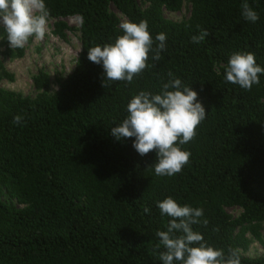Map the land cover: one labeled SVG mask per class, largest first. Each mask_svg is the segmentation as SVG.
Returning <instances> with one entry per match:
<instances>
[{
  "label": "trees",
  "instance_id": "obj_1",
  "mask_svg": "<svg viewBox=\"0 0 264 264\" xmlns=\"http://www.w3.org/2000/svg\"><path fill=\"white\" fill-rule=\"evenodd\" d=\"M43 0L55 33L64 38L62 19L78 17L80 52L73 71L54 93L35 98L0 90V264H160L156 201L174 198L204 210L193 225L215 248L238 250L241 264H264V256L244 257L246 232L261 240L264 221V75L244 90L226 83L224 69L237 51L255 54L264 66V0H248L259 14L255 23L241 16L242 0ZM188 2L181 23L162 15ZM146 20L153 38L166 33L158 60L131 83L105 81L102 67L87 49L112 42L121 20ZM208 32L194 43L193 36ZM0 43L8 58H21L25 47H11L4 27ZM169 73L198 94L207 117L185 145L191 153L181 172L157 176L154 151L140 156L132 139L116 141L110 129L126 116V105L140 91L158 93ZM11 78L0 64V78ZM47 88L44 72L34 78ZM21 115L23 126L13 124ZM21 208L3 201V195ZM226 207H239L232 219ZM150 208V214L144 212ZM207 220V224L203 223Z\"/></svg>",
  "mask_w": 264,
  "mask_h": 264
},
{
  "label": "clouds",
  "instance_id": "obj_2",
  "mask_svg": "<svg viewBox=\"0 0 264 264\" xmlns=\"http://www.w3.org/2000/svg\"><path fill=\"white\" fill-rule=\"evenodd\" d=\"M47 15L43 0H0V24L11 47H23L31 37L42 40ZM241 16L251 23L260 18L248 0H242ZM120 29L122 35L114 41L87 49L88 60L102 67L103 86L105 81L131 83L148 66L150 52L152 59L158 60L166 50V33L153 38L146 20L138 23L124 20ZM207 36L208 32L202 30L192 40L199 43ZM168 75V81L158 93L140 91L131 97L125 118L110 129V135L116 141L131 138L132 147L140 156L154 151L155 160L149 167L157 176L171 177L189 163L191 153L182 145L194 138L197 126L207 114L197 92L172 73ZM262 75L264 66L257 63L254 53L245 51L232 53L224 69L225 82L244 90L259 84ZM23 122L21 115L13 117V124L23 126ZM156 207L161 217L170 218L166 230L155 232L160 264H241L238 250L226 254L223 249L208 244L202 233L194 231L192 226L201 223L204 216L203 208L180 205L172 197L156 201ZM144 212L150 214L151 209L145 208ZM203 223L207 224V220Z\"/></svg>",
  "mask_w": 264,
  "mask_h": 264
},
{
  "label": "rangeland",
  "instance_id": "obj_3",
  "mask_svg": "<svg viewBox=\"0 0 264 264\" xmlns=\"http://www.w3.org/2000/svg\"><path fill=\"white\" fill-rule=\"evenodd\" d=\"M142 9H146L148 4L143 0H137ZM112 11L122 21L125 18L114 8ZM191 13V5L185 2L178 11L162 10V15L173 22L186 21ZM34 14H39L34 11ZM69 30L66 31L64 38L59 37L55 33V20L47 18L46 31L44 38H29L24 45L25 54L21 58H8L3 54L4 46L0 43V64L3 69L11 75V78H0V90L11 91L18 96L35 98L42 93H54L58 90L60 83L73 71L77 57L80 52V19L78 17H70L62 19ZM4 27L0 24V28ZM44 72L49 79L48 87L37 88L34 85L33 78L39 73ZM3 201L12 206L21 208L16 201L8 199L7 195H3ZM226 212L232 219H237L242 214L239 207H226ZM258 231L261 240L254 237L251 230L246 232L249 240L247 249H241L244 257L257 259L264 256V221L258 225Z\"/></svg>",
  "mask_w": 264,
  "mask_h": 264
}]
</instances>
